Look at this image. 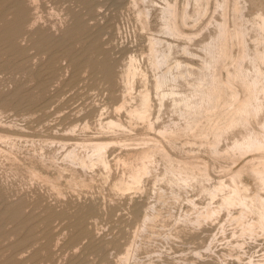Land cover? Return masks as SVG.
I'll list each match as a JSON object with an SVG mask.
<instances>
[{
  "label": "rangeland",
  "instance_id": "374dc122",
  "mask_svg": "<svg viewBox=\"0 0 264 264\" xmlns=\"http://www.w3.org/2000/svg\"><path fill=\"white\" fill-rule=\"evenodd\" d=\"M163 1L145 0L133 5L131 0H0V264H123L119 257L128 248L132 253L124 264H264V232H258L254 239L240 236L225 208L201 224L190 222L196 210L217 205L219 195L207 196L196 180L184 186L168 185L162 178L168 174V163L161 155L155 156L152 170L142 176L137 190L117 193L111 188L116 178L126 179L130 168L135 167L136 161L129 156L134 146L143 147L142 141L149 143L150 137L159 139L158 129L173 120L182 121L169 103V95L158 106L152 78L161 70L154 74L149 66L147 36L153 34L161 43L162 39L171 43L173 58L169 57V63L180 60V66L184 62L187 68L199 69L207 58L202 47L209 41L214 23L221 19L219 8L214 6L216 0H207L206 14H199L196 23L188 18L183 25L191 38L184 41L159 29ZM176 1L186 2L187 11L192 13L194 0ZM237 1L247 31L244 43L251 49L255 33L249 22L257 12L264 14V0ZM136 4L149 11L147 26L141 25ZM226 9L224 19L230 27L229 5ZM16 10L21 11L23 23L20 19L15 31H10L8 24L14 22ZM182 45H186L185 50L180 49ZM233 45L231 51L236 53L238 46ZM130 56L137 59L146 74L144 80L135 76L131 94L135 97L145 83L149 88L153 126L148 128L140 121L128 127L124 108L116 109L125 93L120 74ZM245 60L243 67L253 72ZM224 64L230 67L229 60ZM224 64L216 66L221 77L225 76ZM106 66H111L110 75H104ZM260 69L264 71V62ZM187 74L175 83L168 81L177 94L190 92L193 72ZM235 88L240 95L243 93L239 84ZM261 109L259 115L250 117L246 129H258L264 107ZM98 118H118L126 130H110L112 135L109 131L102 133ZM244 133L239 125L224 131L217 142L221 156L214 157L208 150L211 135H180L176 138L178 148L167 151L179 159L206 164L210 179L201 182L208 185L217 178L225 179L230 168L243 164L245 155L230 146ZM86 139L111 140L105 149L110 169L107 178L102 177L104 171L96 164L92 170L85 169L66 158L72 149L80 156L86 155L74 145ZM246 173L241 172L240 179L250 191L256 190L255 179ZM260 191L264 193V189ZM155 211L158 213L152 232H140L144 215Z\"/></svg>",
  "mask_w": 264,
  "mask_h": 264
},
{
  "label": "bare ground",
  "instance_id": "6f19581e",
  "mask_svg": "<svg viewBox=\"0 0 264 264\" xmlns=\"http://www.w3.org/2000/svg\"><path fill=\"white\" fill-rule=\"evenodd\" d=\"M138 1L143 2L145 0L143 1L131 0L133 5ZM206 1L207 0H194L195 5L192 7L191 4L192 13H190L186 9L188 7L186 5V2L177 4L176 0H164L162 6H160L159 9V22H160L159 29L164 33L170 34L171 36H175L178 38L180 37L179 39L181 40L183 39L184 41L186 39L188 40L191 39L189 35L190 32H186L183 29L185 28L183 25L188 21V18L195 19L203 11L205 12L204 14H206L207 11L204 10ZM207 2H209V0ZM238 3L239 2L237 0L215 1L214 6H217L219 8L218 10L221 19L219 18L220 20H217L214 23L215 24L214 30L210 35V39L209 41L205 42L202 47V49L206 53L207 58L201 65L202 67L199 69H193L194 67L188 64L187 65L189 67L191 66L192 68L191 67L187 68L186 65H183L184 62L181 63V65L186 67L181 68L182 66H180L179 63L180 60L178 61L172 59L173 62L170 61L172 63H169V59H170L169 57L170 56L172 57V55H170V52L172 51L171 43L165 40L164 42L163 39H162L163 43H161L160 38L153 34L147 36L148 38L146 42H147L148 53L146 56H148L147 60H149L148 61L149 66H151V68L155 70L154 74L156 71L161 70V72H158L152 78L154 79L153 86L155 90L154 92L157 95L158 106L161 105L162 98L165 95H169L170 97L167 96L171 100V102L169 103H171L174 109L176 108V111L178 113L177 115H180L182 117L181 118L180 116H178L182 119V121L180 120L181 122L177 123L178 121L175 122L173 120L174 122L171 121L172 122L171 124H167V125L165 124L162 127L160 126L161 127L160 129L157 128L158 129L157 136L159 137V139L151 138L149 136L150 141L152 140L151 142L148 143L142 141L141 144H143L142 145L143 147L141 146L139 147L138 145V148H136V146H134L135 150L129 152L131 153L129 156H132V158L136 161L135 167H131L129 165L131 168L129 174H127L128 177L126 179L123 178L124 176L116 178L115 181L111 184L112 185L111 188L117 191V193L124 192V190L129 191L130 188L133 189V190L131 189L132 191H134L135 188H136L135 190H137V187L141 185L140 181L142 176H146L144 174H149V171L152 170L150 168L154 161L155 156L161 155V157L166 160L165 162L168 163L167 164L168 170H165L167 171L168 174L162 177L163 180H165L168 185L176 184V185L184 186L189 184L192 180H196V182L198 181L199 183L202 184V191H204L207 194V196L209 197L213 196V198H215L216 194L219 195L217 205L214 204L215 206H211L207 203L208 205H206L203 210H200L201 208L196 210L195 212L196 216L193 219H190V222H192V224L193 223L201 224L203 219L207 218L204 221L208 220V217L212 216L214 213L216 214V211H218V209L220 210L221 207H223L227 212L228 220L230 222L232 221V223H235V225H237V227L239 228L238 231L239 235L241 234L242 237L243 235H247V237L250 236L249 238H253L255 235H257L258 232L261 233L264 232V193H261L260 191V189H264V113L261 119H259L258 121L259 127L257 126L258 127L257 130L252 128L251 129H246V128H247V122L249 121L250 117H254V116L256 117L257 116L256 114L259 115L260 114L258 113L260 112L259 110H262L261 108L264 107V71L260 69L261 63L264 62V14L260 11L257 12L256 14H254L251 21L249 22L250 23L249 26L254 30L255 36L251 49L250 48L248 49L247 48L248 46L246 47V42L244 43V39H243L244 33L246 31V27L242 22L241 19L242 14L240 16L241 8H240V4ZM227 5H229L232 14L231 17L232 22L230 27L227 26L228 21H225L227 18L224 19L225 18L224 11L226 12ZM134 7L135 6H133V8ZM208 7L209 5L207 6V8ZM136 8H137L136 9L137 15L139 16V18H142L141 25L143 27L145 25L147 26L146 20L148 19L146 18V14L149 11L147 10V8L141 9V7L139 6H137ZM16 11L17 12L14 22L12 23L11 21L8 24L9 27L8 29H11L10 31L12 30L15 31L22 17L21 11L20 10H16ZM202 15L203 13L201 14V16ZM138 16L136 18H138ZM198 20L199 19H197V21ZM195 21L196 19L194 20V22ZM22 23L23 22L21 19V24ZM19 26L21 27L22 25ZM20 27H18V29ZM10 31L8 30L6 32H10ZM161 31H159V33ZM171 36L169 37L171 38ZM233 44L238 46L236 53H233L231 51L232 50L231 47L234 46ZM172 45H174L172 46V48L176 46V44L174 43H172ZM185 48L186 45L185 46L182 45L180 49L185 50ZM128 58L129 61L125 63L127 64L126 69L124 70L122 68L124 71L122 70V74L119 73L121 75V78L120 77L119 78L122 81L120 82L123 83L122 85L125 89L124 90L125 93L123 95V93L121 92L122 93L121 95H123V97L121 96V98L123 99L122 101L120 100V103L116 106L117 107L116 109L122 107L121 108L122 111V109L124 108L125 114L127 115L128 118L127 119L128 123H126V125L128 124V127L129 125H131V123H134V121L137 122L140 121L143 124V126L148 128L150 126H153L152 121L150 119L151 116L150 107L152 104L150 103L149 88L145 85L146 84L145 83L143 84V88L139 90V92L137 93V95H135V97L131 94L132 84L135 83L133 82V80L136 78L135 76L138 77V75H140L142 80H144V78H146L144 77V75L146 74H144L141 68H139L136 62L137 59H135L134 56H130ZM128 58L126 60H128ZM244 59H246L248 63L251 65L253 72L247 71V68L246 69L244 68L246 65L243 67L242 61H244ZM226 60L230 61V67L225 66L224 63ZM98 64L101 65L102 62H98ZM222 64H224L225 66V76L221 77V75L219 76V73H217L216 71L217 69L216 66L218 67ZM163 67H165V69H163ZM111 71H112L111 66H106L103 69L104 75L105 74L110 75ZM188 72L189 73L193 72V74L195 73L194 74L195 76L193 77L192 74L191 77L193 80L189 82L190 92L177 94L176 93L177 89L176 90L174 89L176 87H173L174 85L172 82L177 81L176 80L177 78L179 79L180 77L181 78L184 77L185 74H187ZM168 81H172V82H168ZM203 81L204 83H202ZM167 83L168 84L172 83V84H170V86L167 88V86L165 87ZM236 84H239L242 88L243 93L241 95L238 93L237 89L235 88ZM167 97H164L165 98L164 101L166 100ZM128 98L129 100H127ZM131 99H133V101H131ZM157 115L158 114H156V116ZM99 120H100L99 123L100 125L98 124L100 126L99 131L101 130L100 132L102 133H104L105 131H109V133L111 134L110 130L113 132L114 130L115 131L119 130L120 132H125L126 130L125 124L118 118L117 119L108 118L105 121L101 120L100 118ZM155 124H157V122L154 123V125ZM236 125H239L240 127L243 126L245 129V133L241 138L234 139L231 143L230 148L234 152H237L241 155L242 154L245 155L243 158L245 161H243V164L241 166L239 165L240 166L239 168L236 167L230 168L229 171H227V176L225 179L217 178V180H215L213 183L206 185L205 183L201 182L203 179L209 177L207 176L206 164L204 165L202 164L203 166H201L199 164L194 163L193 161L187 160L186 158L179 159L176 156H174L175 154L172 155L173 153L170 154L167 151V149L169 148H172L171 150H173V148L175 149L178 148L176 145V138L178 139L180 135L192 134L193 136L196 135L205 138L208 135H211L212 137L208 141V150L214 157L218 155L221 156L222 153L219 152V149L217 147V142L220 139L219 137L223 135L224 131L232 127L234 128V126L236 127ZM92 137L93 136H91V138ZM99 137L101 138L100 135ZM149 137L147 139H149ZM110 141L111 140L104 141L101 139H86L77 142L76 144L74 143L75 148L76 147L82 148L83 149L82 153L84 154L85 151L86 155L84 156L78 155L77 154L78 152H75L74 149L71 148L72 146L70 145L71 146L70 149L72 150H68V153L66 154V158H70L71 160L70 162H72V160L74 162L77 161L79 164L78 166H81L85 169L87 167H90L91 169V167H93V164H96L100 166L104 171V176L102 177L107 178L106 174L107 171L110 169L107 170L109 166L108 165L109 162L107 161L105 155L106 154L105 149L106 147L108 149V144L112 143ZM247 151H250L249 154L247 153ZM223 155H227V153ZM119 161H121V159ZM131 163L132 162H130V164ZM122 164L125 163L122 162ZM244 171L247 172L248 175L250 174L255 179V183L257 185L256 190L250 191L246 186V183L240 179L242 178L240 174L241 172L244 173ZM125 172H127V170ZM108 173L110 172L108 171ZM122 174H124V172ZM82 179L84 178H81V183H83ZM208 179H210V177ZM81 183L80 185H82ZM50 187H52V184H50ZM54 188H56V191H58L57 187ZM231 208H233V210H231ZM157 213L158 212L155 211V213L152 212L151 215L148 213H146L145 215L143 214L144 218L142 222L139 224L140 232L142 231L146 232V230L148 229L152 232L153 230L152 222L156 220L155 218L157 217ZM212 218H210L209 220H211ZM197 226L198 225H196V227ZM134 245L136 246V244ZM131 253L132 252L130 248L126 249L125 253L121 254L122 257L121 256L119 257L120 261L124 264V262L128 260L127 258L128 256L131 255Z\"/></svg>",
  "mask_w": 264,
  "mask_h": 264
}]
</instances>
